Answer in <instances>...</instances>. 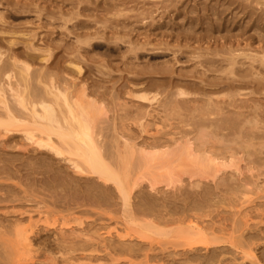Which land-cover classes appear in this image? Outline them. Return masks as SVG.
Masks as SVG:
<instances>
[{"label":"rangeland","instance_id":"obj_1","mask_svg":"<svg viewBox=\"0 0 264 264\" xmlns=\"http://www.w3.org/2000/svg\"><path fill=\"white\" fill-rule=\"evenodd\" d=\"M77 2L76 0H0V15L4 16L0 19L1 50L7 55V52H10L9 47L13 46V52L17 50L15 53L21 54L20 57L25 53L29 54L34 58L31 63L32 69L47 68L46 70L53 73L59 84H64V81L68 83V75L75 76V72L70 73L67 68L65 69L67 65L70 66L69 62L78 63L83 70L79 79L85 81L89 91L98 92L97 95L108 104L109 110L111 109L109 113L107 112L108 117L114 113L116 114L113 115L114 117L122 116L124 113L130 117L136 112V105H141L145 109L155 108L154 113L151 110L152 116L156 115L155 118L147 117L148 133L141 132L136 123L129 124V126L132 124L130 126L132 135L138 137L136 141L145 139L143 137L150 141L152 138L149 136L154 134L158 138L164 137L167 131H173L175 126L179 131L186 128L187 131H194L193 129L198 127L197 124L203 123L209 124L214 135L223 137L224 147L220 151L226 156L232 153L234 163L242 167L248 160L251 159L253 162L254 159L253 163L257 167L252 173L254 175L243 170L239 178L229 167L222 169L221 175L225 173L223 177L226 176L222 177V180L208 178L202 180L198 186H191L188 180L189 173L182 172L180 178L183 186L177 187V182H174L171 187H166L160 182L156 184L159 188L157 193L151 191L148 182L144 181L142 187L135 190L137 195L131 201L136 206L142 202L139 207L132 205L134 211L135 208H139L138 212L140 209L146 212L147 207H152L151 210L155 211L153 214L159 217L162 210L163 214L160 215L164 217L157 227L166 232L177 231L178 228L177 223L164 222L165 220L190 213L200 215L199 221H214V226L218 225L217 221L225 220L223 227L232 231L231 222L235 224L239 222L236 218L239 220L240 216L235 217L237 213L242 215L246 211L250 228L245 232L254 234L256 231L254 236L257 234L258 239L255 240L254 253L260 264H264L262 232L264 231V211H262L264 210V79L262 80L264 62L259 64L257 60L264 56V0H121V2L120 0H77ZM121 4L125 6L117 9ZM67 15H69L68 19ZM85 37L89 39V43H77ZM9 39H14L15 44H10ZM28 41L35 50L27 48ZM47 48H50L51 56L47 62H44L40 58ZM229 50L250 54L249 56L252 55L253 58L257 57V61L238 56L236 59L238 64L234 65L236 74L233 76L227 70L226 63L221 61L223 57L228 56ZM73 55L74 58H71ZM77 57L80 63L76 62ZM178 89L187 92L188 95L184 98L176 96L175 92ZM130 91L134 94L142 93L149 98L157 94L159 103H163V106L162 104L159 106L158 102L149 106L148 101L127 94ZM207 98L213 100L209 104L211 107L209 111L194 110V104L200 106V102L206 101ZM171 100L183 103L179 117L175 112L166 115L165 107H168L166 104ZM124 102L127 105L122 109ZM159 117L165 120L162 121ZM150 121L152 123L162 121L159 131H154L155 127ZM200 121L202 122L199 123ZM255 121L256 126L251 125ZM107 124H110V119L102 124L103 127H107L102 129V133L106 135L113 132L111 125L108 127ZM149 132L156 133L149 134ZM213 134H211L212 138H219ZM9 135L0 136V264L24 262V264H48L51 262L49 260L51 255L58 256L50 257L57 260L56 264H63L61 261L66 254L60 256L67 246L59 244V240L56 239H59L61 233L68 234L70 229L79 228L73 222L72 216H81L83 224L94 223L87 226L92 227L89 228L91 231L96 229L101 234L110 230L113 235L114 228L120 230L125 224L122 206L111 188H105L106 186L102 184L100 188L95 178L74 173L60 158H51V155L45 152L33 151L21 138L20 133ZM248 137L253 140L249 141ZM14 143L16 146H13ZM130 169V173L133 174L136 170L135 161H131ZM235 178L243 181L239 182ZM54 179L57 180V184H54V181L56 182ZM192 179L197 177L193 176ZM242 182L251 189L237 187V184L240 185ZM242 190L249 194V203L239 207L237 202L240 200ZM102 192L104 197L107 196L105 197L107 201L104 197L101 198ZM94 193H97V198ZM98 197L104 203L96 202ZM146 201H149L148 204ZM154 201L155 205L149 204L151 202L154 204ZM39 212H48L50 222L47 224L38 222L33 229L35 232L32 230L35 234L30 236L36 240L34 242L32 240L33 248L30 249L35 250L32 251L36 257L31 254L30 249L27 251L30 255L26 251L24 255L18 251V255L17 248L12 244V227L9 228L8 225L9 223L12 225L15 220L26 224L29 218L31 221L38 219ZM134 216L144 219L139 217L140 214ZM54 217L56 222H52ZM62 221H68V224L63 225ZM138 224L139 221L137 224H129L130 230L134 231L135 236L146 231L144 233L146 237L142 239L132 237V245L136 249L133 250L137 251H133L135 256L134 254L130 256L134 263L141 261L137 264H143L145 258L151 257V263L150 261L146 263L195 264L192 256L197 252H188L187 255L192 254L190 256L193 260L187 261L186 258H192L180 253L184 248L173 247L172 243L176 241L173 240L175 232L169 236L154 235L153 229L145 230ZM227 247L229 246L226 244L224 250ZM78 251L75 252L76 257H73L74 260L72 259L71 262L82 260L85 262V258L77 256L81 252ZM104 252L100 251L97 254L100 256L97 260L90 257L91 263H129L123 255L113 253V258L116 260L111 261V256L107 253L100 255ZM199 252L205 253L204 250ZM85 253L86 256L90 254L88 251ZM146 253L150 255L147 256ZM223 253L224 259L220 258L225 261L224 263L253 264L248 259L232 260L233 251ZM30 256L36 260L32 262ZM201 256L203 258V255Z\"/></svg>","mask_w":264,"mask_h":264},{"label":"bare ground","instance_id":"obj_2","mask_svg":"<svg viewBox=\"0 0 264 264\" xmlns=\"http://www.w3.org/2000/svg\"><path fill=\"white\" fill-rule=\"evenodd\" d=\"M77 3L80 4V2ZM123 5L125 6V4H121L120 8L117 9H121ZM113 7H109V8H113ZM2 17L4 16H2L1 14L0 19H2ZM66 18L68 19L69 15H67ZM72 18L73 17H71V19ZM80 28L82 29V26ZM25 34L27 33H24V35ZM85 39L79 41L77 40L78 42L75 40V42L89 43V39L86 37ZM14 42H15L14 39H9L10 44L14 45L15 44ZM29 42L30 41L26 43L28 45V47L27 46L26 47L28 49L35 50L34 47H32ZM8 51L10 52H7L8 54L6 55L3 52V50H1L0 48V136L4 137V136H8L9 134L12 135L14 133H20L22 136L21 138L27 143V145L31 146L33 151L38 153L45 152L46 154L51 155V158L52 157L53 158L57 157L58 159L60 158L62 161L68 164V166L72 169L74 173L80 175L84 174L87 176H91L92 178H95L96 184H99V187L102 184L104 187L106 186L105 188L107 187L111 188L113 192L116 193L115 195H117L120 205L122 206L121 210L124 213L123 221L125 224L120 228V230L114 228L113 235L110 230L105 231L103 234L99 233V231L96 229L95 231L93 230L91 231L89 228L92 227H88L87 225L90 226L92 223L89 224V222L86 223L84 221L85 223L83 224V220L81 216H72L73 222L77 224L79 228L78 229L72 228L70 230L68 229L69 230L68 234L61 233L59 239H56V241L59 240L58 241V243L60 242L59 244L67 246L66 249L63 247L65 251L63 252V255L60 256L63 257L65 253L66 256L63 257L64 260H62L59 257L60 261L62 260L61 262H63V264L64 263L92 264L91 263L92 259L95 260L99 259L100 256H98L97 254H99L100 251H105L104 253L100 254L101 256L102 254L104 255L106 253L109 256H111V261L116 260L115 258H113V254H115V255H123L124 257H126L125 259L129 262L128 264L140 263L141 261L134 263L132 257H130L133 254L135 256V253L133 251H135L136 249L133 247L134 245H132V237L134 238L135 234L134 231L130 230L129 224L130 225L137 224L138 221H139L138 225H140V227H143L145 230H147V228L153 229L152 233L154 235L169 236L172 232H175L176 233L174 235L175 239L173 240L176 241L172 243L173 247L175 248L183 247L184 249L180 253L182 254L184 253L186 257H190V258L193 257L195 264H227V262L224 263L225 261L223 262L222 260L224 259L222 255L224 254L223 252L225 251L227 252L233 251L234 256L233 255L231 256L233 257L231 258L232 260L240 259L241 261H243L245 259H248L253 264H260L258 257L254 253V247L256 245L255 240L258 239L256 238L257 234L256 236H254L256 231L254 232V234H252V232H250V234L246 233L247 228H250V226L247 223L248 220L246 218L247 216L246 211L242 215H239L237 213L235 217L240 216L239 220L236 218V220L239 222H236V224L231 222L233 224V226H231V229H233L232 231L226 230L223 227V222L225 220L222 222L220 220H219L220 222L217 221L218 225L214 226L213 225L214 221L213 222L209 221L210 224L208 221H203V220L199 221L198 218L200 217V215L198 216L196 213L195 214L190 213L189 215L187 214L182 217H177V218L171 217L169 218V220H165L164 222L177 223L176 227L178 228L177 231L166 232L157 227L159 223H162L161 218L164 217L160 215L163 214L161 213L162 210L160 211L159 217L153 214L155 211L154 209L151 210L152 207L151 208L147 207L148 210H146V212L144 209L143 210L140 209V212H138L139 208H135L134 211L132 208L133 206L135 207L136 205H134V203H132L131 201V199L133 197H136L137 195L135 193L136 192L135 190L141 188L142 183L144 181L148 182L147 185L151 191L153 190L159 193L158 192L159 188L156 187V184L160 182H163L164 186L166 187L168 186L171 187L172 183L177 182L178 184L177 187H180L183 184V181L180 178V173L182 172L189 173L188 180L191 186L192 185L198 186V184H200L202 180L208 178H211L212 180L214 179L217 180L216 178H221L222 180L223 175H225V173L221 175L223 172L222 169L229 167L239 178H241L240 175H242L243 170L252 174L253 171L257 169L255 164L253 163L254 159L253 162L250 159L247 161V163H245L242 167H240L239 164L233 162L234 158L232 153H230L229 156H226L225 153H221L220 150H222L224 147L223 137L218 136L216 134L214 135L209 127V124H203V123L200 125L197 124L198 127L194 128L193 129L194 131H190V130L187 131L186 130L187 128L185 129L186 131L185 130L179 131L177 130V126H175L173 131L171 132L167 131L168 133L170 132V134L166 132L167 135H169L168 137H165L167 136L165 135L164 137L159 136L160 138H158L155 136L156 134L154 133L159 131L160 123H162V121L165 120L162 117H159L162 118L160 119L162 120L160 123L158 122L152 123L150 121L152 125H154L155 127L154 131L156 132H151L154 135H152L151 137L149 136V138L152 139L148 141V138L146 139V137H143V135L145 134L144 132L148 133L147 127L149 125L148 123L149 119L147 120V117L152 119L155 118L156 116V115L152 116V112L154 113V111H156L154 110L155 108L145 109L141 105H136L135 106L136 112L130 117L126 113H124V115L122 116L118 115V117L116 116L114 117L113 115L115 113L113 114V112L111 113L113 115L111 117H108L107 112L109 113L111 110V109L109 110L108 104L104 103V101L100 98V96L97 95L98 92H95V90L89 91L85 85L86 84L85 81L79 79V76L83 70L78 63H75L73 61L69 62L70 66L67 65L65 69L67 68V70H69L70 73L75 72V76L68 75V73H66V75H68L69 77L68 83L64 81V84H59L55 80L53 73L46 70L47 68H44V70L39 68L32 69L31 63L34 61V58L29 54L25 53L23 56H21L23 58H21L20 57L21 54L19 55L15 53L17 50L13 52V46L9 47ZM50 51H51L50 48H47L43 52L40 59L44 62H47L51 56ZM227 54L228 56L223 57L221 61L226 63L227 70L233 76L234 74H236L235 72L236 67L234 65L238 64V61L236 60L238 56L248 57L252 61H255L257 58V57L253 58L251 57L252 55L249 56L250 54H245L243 52L235 53L234 50L227 51ZM71 58H74V55ZM77 58H78L77 60L79 61L76 60V62L80 63L79 57ZM257 60H259L258 61L259 64H262L264 62V56L259 57V59ZM212 61L213 60L211 59V62ZM168 71L170 72V70ZM262 77L263 76H261V78ZM258 78L260 79V77ZM263 79L264 77L262 78V80ZM65 83H67V85ZM257 83L258 82H256V84ZM127 94H131L133 95V97L148 101L150 104L149 106H152V104L156 102H158L159 106L161 104H162L161 106H163V103H159L160 101L158 100L159 98L156 96L157 94L152 95L150 98L142 93L134 94L133 91H130ZM175 95L184 98L188 94L187 92L178 89L175 92ZM211 102H213V100L207 98L206 101L200 102V106H195L194 104L193 108L194 110L202 109V111L203 110L209 111L211 108L209 104ZM123 104L124 106L122 109H124L125 106L127 105L125 102ZM182 104H183L182 102L171 100L170 103L166 104L168 105V107L164 106L165 110L167 111L166 115H168L171 112H175L179 117L181 114V110L183 109ZM216 108L218 109V104L216 105ZM108 119H110L109 125H111V130L113 132L109 134L107 133L106 135L102 133V129H104L105 127V126L103 127L102 124L104 122L106 123ZM116 121L119 123H117ZM125 121H131V122L128 123ZM157 121H159V119ZM201 122L202 121H200L199 123ZM130 123H132L133 125L134 123H136L140 127V131L141 132L144 131L142 137L145 139H141L140 141L137 140L139 142L136 141L138 137L132 135L133 131H131L130 129L131 128L130 126H132V124L129 126ZM194 123H196V121H194ZM186 125H188V123ZM251 125L256 126V121L253 122V124ZM161 132L159 133V135L161 134ZM151 133L149 132V134ZM211 134H213L214 136H218L219 138L217 139L215 137L212 138ZM252 140H250L249 138V141ZM13 146H16V144L14 143ZM131 161L136 162V170L133 174L130 173L132 169V167L130 169ZM49 173L52 174L51 172ZM232 173L230 174L232 175ZM219 175H221V177ZM193 176H196L197 179H192ZM50 181L52 180L50 179ZM240 181L243 180L240 179ZM49 183L50 185H52L51 182ZM55 183L56 184L58 183L57 180L56 182L54 181V184ZM245 184L246 183L242 182L240 185L237 184V187H242L246 189L248 187L245 186ZM175 186L176 185L174 184L173 187ZM248 189L250 190L251 188ZM162 191H164V189ZM186 193L188 194L189 192ZM102 194L103 192L101 193V195ZM248 195L249 194H247L244 190L241 191L239 202H237L236 200L237 204H239L238 205L239 207L244 206L246 203H249ZM60 197L62 198L64 196H60ZM92 197H94V195H92ZM95 197L97 198V195ZM103 197L104 194L102 195L101 198L103 199ZM105 197L107 198V196ZM105 197L104 199L106 200ZM54 199L53 202L55 201ZM102 199L98 197L96 202L97 201L102 202L101 201ZM155 201L154 204H152V202L149 204L153 206L156 204ZM146 202L148 204L149 201ZM141 203L139 204L141 205ZM142 211L143 213H141ZM238 212H240L241 214V210H239ZM47 213L48 212H42V213L39 212V215L42 216L43 218L39 216L38 219H35L33 221H31V219L29 218L26 224H24V222L21 223V221L19 220H15V222L12 223V225H10L9 223L8 226L9 228L12 227L11 229L13 231L12 244L17 248V252L19 251L24 255L25 251L27 253V251H29L30 248H33L31 247L33 246L32 243L34 242V240H36V239L34 240L32 239L34 238L32 236L35 234L32 233L34 231L33 230L34 226L36 227V224L38 222H41L43 224H47L48 222H50L49 215ZM136 214H140L139 217H143L144 219L141 220L139 218H136L134 216ZM236 220L234 219V221ZM52 222H56V217L53 218ZM61 224L67 225L68 221H62ZM84 225H86L85 226L86 229ZM262 232L264 234V231ZM144 233H146V231H144ZM144 233L142 234L138 233L137 236L135 237L142 239L146 237V234L144 235ZM31 234L32 236H30ZM226 244L229 246L227 248L230 249L231 247L230 250L227 248L226 250H224ZM58 249L61 248L58 247ZM32 250L35 252L34 249ZM32 250L30 252L31 254H33V256H35ZM78 250L81 252L83 251L84 253L85 251L86 252L88 251L90 254L89 255L87 254L86 256V253L85 254L83 252L78 253L79 252ZM202 250H204L205 252L204 254H201L199 252ZM76 251H78L77 253L79 255L77 256H79V258H85L84 259L85 262H83V260L81 262H76V263L71 262L72 259L74 260L73 257H76V255H74ZM191 251L197 253L196 254L194 253L193 254L194 256L192 257L190 256L192 254L188 256L187 255L188 252ZM19 252L17 253L18 255ZM45 253L48 252L45 251ZM140 253L139 254L137 253V255H140ZM201 255H203V258H201L202 257ZM52 256L54 255H51L50 257ZM88 256L89 258H87ZM50 257L49 260L51 262H48V264H56L57 260H54L53 258ZM54 257H58V256L55 255ZM90 257L92 259H90ZM220 257H222V259ZM20 258H18L19 259L18 263H20ZM30 258L32 259L31 256ZM193 258L192 259L186 258L185 260L189 261V260H193ZM150 259L145 258V261L143 259L142 261L145 262L143 264L151 263ZM226 259L227 258H225V260ZM33 260L34 259H32V262ZM160 264H162V262H160Z\"/></svg>","mask_w":264,"mask_h":264}]
</instances>
